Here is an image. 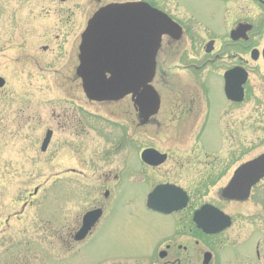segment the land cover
<instances>
[{"label":"flooded vegetation","instance_id":"1","mask_svg":"<svg viewBox=\"0 0 264 264\" xmlns=\"http://www.w3.org/2000/svg\"><path fill=\"white\" fill-rule=\"evenodd\" d=\"M66 3L60 1L57 19L75 18ZM128 3L147 4L172 22L156 56L152 85L159 109L146 118L130 97L123 99L133 105L122 115L135 117L138 149L129 125H123L118 151L129 154L121 169L103 175L104 192L75 195L90 208L80 218L73 216L75 221L61 211L63 226L54 237L73 258L84 255L99 260L95 264H240L244 252L236 241L243 221L264 234V176L245 200L228 199L224 192L241 166L264 154V0H95L82 12L88 15L84 27L103 7ZM85 28L68 32L73 40L79 37L72 56L77 65L66 77L71 82H81L77 68ZM181 142L185 151L179 149ZM149 151L158 155H145ZM111 155L105 156L107 162ZM122 195L126 199L119 204ZM244 205L251 206L250 214ZM91 212H99V218L78 241ZM121 215L130 219L129 226L116 232ZM115 233H121L124 241L119 242L128 244V251L115 252ZM263 241L245 255L257 264L264 258Z\"/></svg>","mask_w":264,"mask_h":264},{"label":"rangeland","instance_id":"2","mask_svg":"<svg viewBox=\"0 0 264 264\" xmlns=\"http://www.w3.org/2000/svg\"><path fill=\"white\" fill-rule=\"evenodd\" d=\"M60 1L0 0V78L6 81L0 89V264L99 261L84 255L73 258L64 250L54 237L63 226L59 214L65 211L71 221L75 215L80 218L90 206L78 202L75 195L104 192L103 175L113 169L114 176L121 169L123 157L129 154L127 149L118 151L125 135L123 125H129L136 150L139 146L135 117L128 120L122 115L133 108L129 98L115 104H95L85 97L80 81L68 79L77 65L72 56L79 44V37L73 40L68 32L79 25L85 28L88 15L82 12L89 11L95 0H67L65 7L76 12L72 19L56 18ZM48 130L53 137L42 152ZM179 149L185 151V143L181 142ZM107 155H111L109 162ZM115 189L111 188L117 194ZM65 194L67 200L61 202ZM124 199L122 195L118 203L123 204ZM243 209L251 213L250 205ZM120 219L122 222L115 223L116 232L129 226V218L121 215ZM254 226L243 221L236 241L244 252L240 264H257L253 256H245L252 252V245L264 240V234L256 233ZM114 235L115 252L128 251V244H120L124 241L121 233ZM116 263L122 262L102 260L98 264ZM258 264H264V258Z\"/></svg>","mask_w":264,"mask_h":264},{"label":"water","instance_id":"3","mask_svg":"<svg viewBox=\"0 0 264 264\" xmlns=\"http://www.w3.org/2000/svg\"><path fill=\"white\" fill-rule=\"evenodd\" d=\"M171 30V20L147 4H115L99 10L89 21L80 46L77 75L87 99L114 103L131 96L141 115L148 118L156 114L160 105L152 86L156 56L162 37ZM4 84L0 79V88ZM51 138L49 131L42 145L43 152ZM145 155L158 154L149 151ZM262 176L264 154L236 172L224 196L245 200ZM99 215V212H92L85 216L84 227L76 238L78 241L86 236Z\"/></svg>","mask_w":264,"mask_h":264}]
</instances>
